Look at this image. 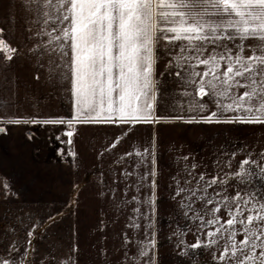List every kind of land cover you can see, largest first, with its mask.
<instances>
[{"label":"snow or ice","instance_id":"snow-or-ice-1","mask_svg":"<svg viewBox=\"0 0 264 264\" xmlns=\"http://www.w3.org/2000/svg\"><path fill=\"white\" fill-rule=\"evenodd\" d=\"M21 6L31 14L30 24L36 29L30 51L39 66L46 60L50 79L70 84L76 108L74 119L33 123L64 124L71 138L74 121L129 126L161 122L166 118L155 112L154 77L156 65L166 55L165 67L175 69L183 88L178 95L185 111L196 116L208 112L200 120L191 116L188 123L264 124V0H21ZM3 52L11 60L18 50L0 35ZM201 66L207 70L198 71ZM210 105L216 110L211 111ZM230 112L235 115L219 119ZM5 118L21 123L0 116ZM2 132L5 129L0 127ZM137 155L141 162L152 164L147 149ZM234 156L225 162L216 160L213 174L195 173L199 165L193 163L182 170L183 180L179 169L173 177V198H181L179 206L186 210V219L195 220L197 233L214 226L213 231L203 232L205 243L186 247L211 251L212 264H264V150L249 151L235 173L224 171L231 168ZM133 174L124 173L126 178ZM135 175L142 181L156 173L153 168ZM154 185L153 179L147 186ZM230 186L235 195L229 193ZM132 201L115 207L119 210ZM128 226L140 227L135 220ZM129 243L137 245L135 256L129 255ZM154 243L131 241L125 235L122 264H154L149 255ZM0 264L12 262L0 259Z\"/></svg>","mask_w":264,"mask_h":264},{"label":"crops","instance_id":"crops-1","mask_svg":"<svg viewBox=\"0 0 264 264\" xmlns=\"http://www.w3.org/2000/svg\"><path fill=\"white\" fill-rule=\"evenodd\" d=\"M30 18L21 0H0V35L18 50L11 60L7 52L0 54V116L21 119L20 124H12L7 118L0 120V127L5 129L0 133V205H71L72 264H122L125 235L143 244L154 240L149 253L154 264H212L211 251L201 253L186 246L205 243L203 232L213 231L214 226L197 233L195 220L186 219V210L179 206L181 198H173V177L179 169L183 180L182 170L193 163L199 165L195 173L213 174L217 171L214 162H225L232 153L231 168L224 171L235 173L237 163L249 151L264 150V124L188 123L196 114L182 106L178 93L183 88L175 69L165 67L169 62L166 55L156 65L154 77L155 112L166 118L161 122L129 126L74 121L71 138L64 124L33 123L50 118L74 119L76 108L70 84L50 79L46 60L41 61L43 67L39 66L30 51L36 43L30 39L36 31ZM197 70L207 69L201 66ZM210 110L215 111V105H210ZM180 115L184 119H173ZM207 115L201 113L196 119ZM232 115L235 113L219 119L224 121ZM145 149L151 165L141 162L137 155ZM153 168L154 177L141 181L135 175ZM125 172L134 174L126 178ZM153 179L155 185L147 186ZM228 191L235 195L234 187ZM133 196L137 200L132 201ZM122 201L132 202L118 210L115 205ZM137 207L140 211L134 213ZM225 218L221 217L222 223ZM132 220L140 227H129ZM181 236L184 246L178 247ZM127 247L129 255L135 256L137 245L129 243Z\"/></svg>","mask_w":264,"mask_h":264},{"label":"rangeland","instance_id":"rangeland-1","mask_svg":"<svg viewBox=\"0 0 264 264\" xmlns=\"http://www.w3.org/2000/svg\"><path fill=\"white\" fill-rule=\"evenodd\" d=\"M70 209L0 205V259L12 264H72Z\"/></svg>","mask_w":264,"mask_h":264}]
</instances>
